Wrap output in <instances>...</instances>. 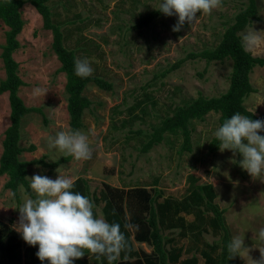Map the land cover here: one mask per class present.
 <instances>
[{
  "label": "rangeland",
  "instance_id": "1",
  "mask_svg": "<svg viewBox=\"0 0 264 264\" xmlns=\"http://www.w3.org/2000/svg\"><path fill=\"white\" fill-rule=\"evenodd\" d=\"M158 3L159 0H50L53 20L62 29L66 47L74 50L77 58L88 59L92 68L89 76L101 77L112 85V90H103L90 84L85 90L92 106L84 115V128L80 131L88 138L91 157L79 160L49 147V136L70 129L66 75L60 72L61 65L52 48L53 35L43 27L41 16L30 5L22 9L25 24L18 37L20 48L13 55L24 82L19 96L27 107L40 108L41 113L28 114L21 124L20 146L27 150L34 146L35 150L24 151L20 159L32 161L44 157L46 162L53 163L67 156L71 158L53 169L29 166L27 180L30 184L34 174L52 179L59 174L72 182L82 177L93 192L99 193L106 184L118 188L147 187L160 191L161 200L176 201L186 198L190 188L211 186L215 194L213 203L223 210L230 236L244 235L248 249L233 256L228 264H253L260 259L255 233L264 227V176L250 177L236 163L239 155L233 156L229 150H218L215 154L208 151L219 127V115L210 113L204 122H192L191 152L179 153L183 143L179 133L166 134L160 145L147 153L141 152L152 127L176 107L198 96L217 97L227 91L231 60L207 64L205 60L187 56L216 47L226 28L246 7L247 0H219L216 8L197 14L191 25L185 23L178 32L171 30L175 16L163 14L148 27L135 28L143 16L156 10ZM257 3L259 17L246 29L264 31V0ZM6 31L0 20V81L6 77L1 59ZM259 35L260 44L249 51L264 58V32ZM176 64L179 65L173 68ZM250 78L255 92L244 105L264 119V67H255ZM36 87L45 93L34 96ZM9 125L10 103L5 93L0 96V158ZM8 180L7 175L0 176V220L15 229L17 208L25 200L34 199L35 194L31 189L28 193L24 186L15 194L6 187ZM193 204L190 202L189 206ZM201 209V220H210L212 212L205 207ZM96 211L103 218L101 206ZM181 216L188 221L195 219L192 214ZM201 228L198 235H191L189 230L184 235L180 228L164 229V237L173 240L167 248L183 252L180 262L194 257L198 264H209L203 255L209 252L215 264H219L221 234H214L207 223ZM133 245L138 251H153L148 244L134 239ZM22 246L27 247L23 240ZM86 259L87 264H92L91 256ZM141 262L130 260V264Z\"/></svg>",
  "mask_w": 264,
  "mask_h": 264
},
{
  "label": "trees",
  "instance_id": "2",
  "mask_svg": "<svg viewBox=\"0 0 264 264\" xmlns=\"http://www.w3.org/2000/svg\"><path fill=\"white\" fill-rule=\"evenodd\" d=\"M50 0H0V20L7 27L5 44L2 45L1 59L3 61L6 77L0 81V96L7 93L10 103V125L5 131L3 140V152L0 158V176L7 175L9 180L6 187L15 194L20 186H24L30 193L27 180L29 166H42L53 169L67 163L70 156L57 162H46L45 158L32 161L20 159L24 151L35 150L31 146L28 150L20 146L21 124L24 118L32 113H41L40 108H29L19 96V89L24 82L19 76V64L14 59V53L20 48L18 40L24 27L22 9L26 5L34 7L41 16L43 27L53 35L52 48L60 62V72L66 75L65 92L67 95V112L69 114L70 129L81 130L84 128V115L92 106V101L85 95V90L90 84H94L103 90H112L111 83L101 77L88 76L81 79L73 71V62L77 59L74 50L64 44L62 29L53 20ZM162 13L153 10L143 16L135 28L148 27ZM257 0H247L246 7L234 18L232 25L224 31L220 43L212 48L198 53H191L187 57L202 59L207 62H223L231 60L232 71L227 91L217 97L198 96L176 107L173 113L162 119L148 133L149 139L141 148L142 153H147L155 146L160 145L166 134H181L183 138L180 154L192 151V122H204L210 113L219 115V126L225 118L239 112L251 119H263L248 110L244 103L255 92L251 82V73L257 66L264 67V58L254 56L250 51H245L241 46L240 33L252 22L258 19ZM176 64L174 67L178 66ZM218 141L214 137L208 151L215 154L219 148ZM73 192H79L88 197L93 204V214L98 216L96 207L101 206L103 218L109 222L120 225V231L124 234L125 245L116 258L109 262L104 256H96L85 250V255L74 261V264H87V257L91 256L92 264H130L131 259L139 260L140 264H198L196 258L186 259L180 262L183 252L177 248L168 249L173 243L171 238L163 235V230L182 229L185 235H198L206 223L216 235L221 234L220 263L228 264L230 254L226 251V244L230 240L228 228L223 218V210L213 203L215 194L211 186L203 185L189 190V195L183 200L176 201L172 198H162L160 191H152L147 187L116 188L109 185L97 192L91 191L88 181L82 177L73 181ZM204 191V192H201ZM190 202H194L189 206ZM194 206V207H193ZM202 207L212 212L210 220L203 218ZM181 213L192 214L195 219L188 221ZM196 238V236L194 237ZM133 239L139 243H146L152 247L151 253L138 251L134 248ZM216 248L213 247V251ZM36 246L24 249L19 233L9 224L0 220V264H38L35 255ZM206 262L215 264V260L204 252ZM180 262V263H179ZM47 264V261L44 262Z\"/></svg>",
  "mask_w": 264,
  "mask_h": 264
},
{
  "label": "clouds",
  "instance_id": "3",
  "mask_svg": "<svg viewBox=\"0 0 264 264\" xmlns=\"http://www.w3.org/2000/svg\"><path fill=\"white\" fill-rule=\"evenodd\" d=\"M219 0H159L157 11L164 16H175L173 32L180 31L185 23L191 25L197 14L209 13L217 7ZM264 31L246 29L240 39L242 49L249 51L261 42L259 35ZM74 74L81 79L92 73L87 58L73 62ZM39 87L33 95L44 94ZM219 150H229L240 168L252 177L264 176V119H251L239 112L225 118L215 130ZM49 147L70 154L74 159H89L91 150L87 136L78 129L59 130L49 136ZM29 187L35 198L20 205L15 230L29 246H36L37 259L44 264H74L85 255V250L96 256L113 261L125 245L124 234L118 223H109L93 214V204L88 197L73 192L72 180L57 175L55 179L34 174ZM260 247V259L253 264H264V227L255 233ZM244 235H233L226 244L229 259L244 251ZM248 250V249H247Z\"/></svg>",
  "mask_w": 264,
  "mask_h": 264
},
{
  "label": "crops",
  "instance_id": "4",
  "mask_svg": "<svg viewBox=\"0 0 264 264\" xmlns=\"http://www.w3.org/2000/svg\"><path fill=\"white\" fill-rule=\"evenodd\" d=\"M114 187V186H113ZM116 188H118V187H116Z\"/></svg>",
  "mask_w": 264,
  "mask_h": 264
}]
</instances>
